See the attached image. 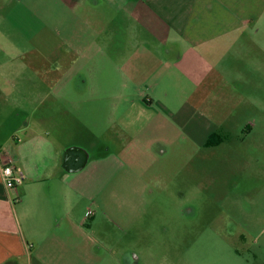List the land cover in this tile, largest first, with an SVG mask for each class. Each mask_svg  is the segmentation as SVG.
Instances as JSON below:
<instances>
[{
  "label": "crops",
  "instance_id": "1",
  "mask_svg": "<svg viewBox=\"0 0 264 264\" xmlns=\"http://www.w3.org/2000/svg\"><path fill=\"white\" fill-rule=\"evenodd\" d=\"M207 3L0 0V264H124L118 249L128 241L120 242V229L101 202V186L111 187L118 178L110 167L113 157L92 156L95 151L81 145L92 140L91 129L78 114L60 107L65 99L58 90H68L72 84L78 90L88 87L86 80H75L86 66H81L82 56L92 51L76 28L88 16L95 30L103 9L111 23L119 22L123 14L143 30L146 42H152L151 47L144 43L128 50L132 57L142 51L160 64L188 69L200 85L217 74L229 87L230 80L223 74L238 71L242 62V90H259L252 97L264 99L263 16L242 17L240 7L231 19H208L204 16ZM133 34L128 33L129 39ZM94 35V48L98 44L101 51L102 36ZM30 90L40 92V100ZM97 95L92 100L98 104L108 98ZM160 118L150 121L149 125L156 123L151 135L144 136L140 130L128 137L124 130L127 158L141 141L148 155L165 154ZM98 120H93L95 128ZM246 130L249 133L251 126ZM72 138L78 139L73 145ZM122 158L115 155L114 160ZM4 165H14L24 176L12 190L2 181Z\"/></svg>",
  "mask_w": 264,
  "mask_h": 264
},
{
  "label": "rangeland",
  "instance_id": "2",
  "mask_svg": "<svg viewBox=\"0 0 264 264\" xmlns=\"http://www.w3.org/2000/svg\"><path fill=\"white\" fill-rule=\"evenodd\" d=\"M240 7L242 17L264 19V0H208L204 16L231 19ZM102 11L95 30L90 16L76 27L84 33L82 43L92 45L75 79L88 87L58 91L62 110L78 114L95 136L81 145L102 160L113 157L118 178L101 186V202L120 229V242L128 241L118 249L122 263L264 264V99L252 97L259 90H242V62L238 71L223 74L229 87L217 74L200 85L188 69L160 64L142 51L132 57L128 50L152 42L123 14L111 23ZM94 32L102 36L101 51L94 48ZM30 91L40 100V92ZM97 93L108 98L98 104L92 100ZM158 116L165 154L148 155L141 141L127 158L122 134L151 135L156 123H149ZM214 135L217 143L207 146Z\"/></svg>",
  "mask_w": 264,
  "mask_h": 264
},
{
  "label": "built area",
  "instance_id": "3",
  "mask_svg": "<svg viewBox=\"0 0 264 264\" xmlns=\"http://www.w3.org/2000/svg\"><path fill=\"white\" fill-rule=\"evenodd\" d=\"M1 177L5 187L8 190L16 188L24 181L22 172L17 169L14 165H4L1 169ZM90 214H92L90 212Z\"/></svg>",
  "mask_w": 264,
  "mask_h": 264
},
{
  "label": "trees",
  "instance_id": "4",
  "mask_svg": "<svg viewBox=\"0 0 264 264\" xmlns=\"http://www.w3.org/2000/svg\"><path fill=\"white\" fill-rule=\"evenodd\" d=\"M217 143V140H215V135L210 137L208 142H207V146H211Z\"/></svg>",
  "mask_w": 264,
  "mask_h": 264
}]
</instances>
